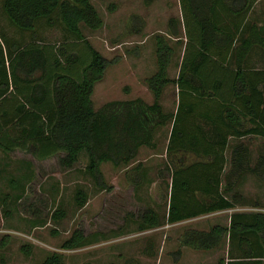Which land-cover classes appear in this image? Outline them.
<instances>
[{"label": "trees", "instance_id": "1", "mask_svg": "<svg viewBox=\"0 0 264 264\" xmlns=\"http://www.w3.org/2000/svg\"><path fill=\"white\" fill-rule=\"evenodd\" d=\"M142 2L149 6L153 0ZM256 2L179 0L185 44L176 76L172 78L168 72L174 55L169 40L181 42L182 37L177 20L171 17L167 35L155 36L156 69L144 78L152 100H109L95 109L91 95L108 61L84 34L103 25L92 0H0V19L15 28L21 40L27 36V43L20 41L14 47L15 69L26 77L41 73L36 80H26L28 88L16 87L10 96L0 94V153L8 157L20 151L39 165L36 173L9 179L16 194L1 195L3 215L11 216V203L16 212L30 215L31 227L58 223L66 217V210L55 205L51 193L41 187L40 163L44 160H54L60 171L81 169L99 189L108 192L112 187L104 182L101 164L126 167L127 181L136 192L148 180L146 167L137 160L140 150H155V135L167 124V159L159 170L161 180L164 171L169 176L167 191L161 195L165 214L161 216L147 205L136 212L125 210L119 229L131 221L138 231H146L241 205L238 187L245 176L264 181V67L249 65L252 52L259 51L264 57V19L252 17ZM42 25L60 26L64 41L43 43L38 36ZM145 25L143 15L132 13L125 34H139ZM0 34L6 37L1 28ZM1 49L0 42V87L7 90L5 76L14 75L15 60L11 49ZM169 84L177 90L172 111L160 102ZM253 138L260 139L255 158L247 143ZM82 155L86 161L78 167ZM38 176L41 182L32 188ZM87 200V193L77 188L75 205L83 207ZM93 235L101 234H86L79 225L60 248L83 247L92 242ZM177 242L178 247L170 252L174 262L183 247L213 251L226 244L225 255L213 264H264V211H233L227 225L186 227ZM5 245L6 239H0V249ZM20 250L31 253L29 245H21ZM144 254L154 255L151 242ZM63 258L61 252L52 251L39 264H63ZM124 264L140 262L127 257Z\"/></svg>", "mask_w": 264, "mask_h": 264}, {"label": "rangeland", "instance_id": "2", "mask_svg": "<svg viewBox=\"0 0 264 264\" xmlns=\"http://www.w3.org/2000/svg\"><path fill=\"white\" fill-rule=\"evenodd\" d=\"M92 2L103 19V25L96 31L85 30L84 34L108 61L104 76L95 84L91 95L93 107L99 108L109 100L136 97L150 102L152 94L147 89L144 78L156 69L155 36L167 35L168 20L171 17L177 20L182 37L181 42L169 40L174 48L172 62L168 68L169 76L172 78L177 74L184 51L185 39L179 0H153L149 6H145L142 0H92ZM109 5L113 6L110 8ZM132 13L143 15L146 25L141 33L129 36L125 34V26ZM256 16L264 19V0H257L255 3L252 17ZM5 21L0 19V25L6 29L8 35L13 34L12 29L15 28H7ZM122 33L125 36H121ZM38 36L46 43L64 41L63 30L58 25L50 28L42 25L38 29ZM254 55L249 65L264 67V57L260 52L255 51ZM6 67L8 68L7 65ZM7 71L9 73V68ZM160 102L165 110H175L177 104L175 85L169 84L165 88ZM169 129L170 124L158 129L155 135L157 140L155 150L148 148L140 150L137 160L146 167L148 180L136 192L127 181L126 167L115 168L108 162L101 164L104 182L112 187L108 192L99 189L81 169L60 171L54 160L40 163L44 177L41 187L51 193L55 205L66 210V217L58 223L49 222L44 226L31 227L28 213L16 212L10 203L12 214L5 217L0 204V239H6V245L0 249V264H39L52 251L63 254V264H124L127 257L137 258L140 264H213L219 257L224 256L226 244L213 251H195L183 247L177 262L173 261L170 252L178 247L177 236L186 227L207 229L215 223L227 225L229 215L233 211H264V181H259L253 175H246L238 187L243 202L233 209L213 212L172 225L163 224L146 231H138L133 222L125 221V226L119 229L123 225L122 216L125 210L136 212L140 207L147 205L154 207L161 216L165 214L166 205L161 195L167 191L169 176L164 171L162 173L164 179L161 180L159 170L167 159L165 147ZM258 140L260 139L253 138L247 141L252 158H255V145ZM192 158L194 157L190 156L189 159ZM85 161L86 158L82 155L77 166L81 167ZM4 164L10 166H3ZM16 167V160L0 155V197L3 193L16 194V190L10 188L8 184L10 178L19 179L22 175L12 171ZM41 179L38 176L31 187H36ZM77 188H82L88 196L86 204L80 208L74 203V192ZM79 225L84 227L86 234L100 232L101 235L91 236L92 242L83 247L61 249V243ZM150 242L153 244V256L144 254V248ZM21 245H29L31 253L25 255L20 250Z\"/></svg>", "mask_w": 264, "mask_h": 264}, {"label": "crops", "instance_id": "3", "mask_svg": "<svg viewBox=\"0 0 264 264\" xmlns=\"http://www.w3.org/2000/svg\"><path fill=\"white\" fill-rule=\"evenodd\" d=\"M6 27L9 28L8 25H6ZM0 28L6 36L3 38V36L0 34V42H1V48H2L1 50L3 52H5V51H7V49H11V51H13L12 52L13 53L12 58H14V60H15V61L12 60V64H13L14 71H15L14 75L12 76V78H11V76L9 78V74L7 75L8 77L5 76L6 81L8 83L7 90L6 89L2 90V88L0 87V94H2L4 92L5 93L4 96H6V95L10 96L13 92H15L16 87L17 88H28L30 86V83L27 82L28 81L27 79L30 78L32 80H36L38 77H40L41 73L39 71H35L31 76L26 77V75L21 73L18 68H16L18 70L15 69L16 58L14 56H15V53L17 52V50L14 51V49H15L14 47H15L16 43H19L20 41L22 42V44L27 43L28 42L27 37L23 38L24 40H21V37H20V34L18 31L12 29V32L14 31L13 34L8 35L6 33V29L4 27H2L0 25ZM42 41H43V43H46V42H44V39ZM6 42L8 43V45ZM10 44H12V45L10 46ZM254 53L255 52H252L249 55V61H252V59L255 57ZM6 65H8L7 62H6ZM6 74H7V70H6ZM43 79H44L43 81H45V78H43ZM3 87H4V85H3ZM4 96H2V97H4ZM14 153L17 155H13ZM14 153H11L10 155H8V157H6L0 153V155L5 157V158L14 159L17 161V167L14 168V170H12L13 172H16L19 174H25V173L28 174V173L38 172V168H39L38 162L32 156H30L29 154H23L20 151H15ZM44 161H47V160H44ZM28 162H31V164H28ZM3 166L8 167L10 165L4 164ZM40 166H42V165H40ZM8 184H9V180H8Z\"/></svg>", "mask_w": 264, "mask_h": 264}]
</instances>
